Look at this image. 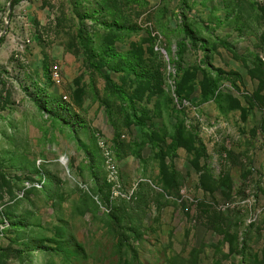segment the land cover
I'll list each match as a JSON object with an SVG mask.
<instances>
[{
	"label": "rangeland",
	"instance_id": "obj_1",
	"mask_svg": "<svg viewBox=\"0 0 264 264\" xmlns=\"http://www.w3.org/2000/svg\"><path fill=\"white\" fill-rule=\"evenodd\" d=\"M14 1L0 264H264V0Z\"/></svg>",
	"mask_w": 264,
	"mask_h": 264
},
{
	"label": "crops",
	"instance_id": "obj_2",
	"mask_svg": "<svg viewBox=\"0 0 264 264\" xmlns=\"http://www.w3.org/2000/svg\"><path fill=\"white\" fill-rule=\"evenodd\" d=\"M227 144H228V142H227ZM231 145L232 146H230L229 148H228V151H229V155H228V157L230 156V161H232L231 162V164H230V166H229V168L227 169V168H224V170H223V172H224V174H222V176H221V178H223V179H225V178H227L228 179V181L226 182V183H223V182H217V183H215V189L213 188L212 190H214V194L216 195V194H218V193H221L222 194V192L223 191H225V193H223V194H225V195H227V196H229V194L228 193H233V191H232V189H234L233 188V186L235 185V183H234V181H235V179H236V181H240V180H242V176H241V166H240V164H238V163H236L237 161H236V159H235V155H236V158H237V160H238V154H235V153H239V152H242V149H240V148H236L235 146H234V144H233V142L231 143ZM228 146V145H227ZM218 149V148H217ZM221 149H223L224 151H226L227 150V148L225 147V148H221ZM244 150V149H243ZM217 152H219L218 150H216ZM221 151V150H220ZM238 155V156H237ZM230 163V162H229ZM233 163V164H232ZM240 170V171H239ZM210 173L213 175L212 176V178L213 179H215V178H218V177H216L215 175H214V172L212 171V169L210 168ZM229 178H231L232 179V184H231V180L229 179ZM213 183V182H212ZM223 184L224 185H226L227 187H229L228 189H226L225 187H223ZM228 192V193H227Z\"/></svg>",
	"mask_w": 264,
	"mask_h": 264
},
{
	"label": "built area",
	"instance_id": "obj_3",
	"mask_svg": "<svg viewBox=\"0 0 264 264\" xmlns=\"http://www.w3.org/2000/svg\"><path fill=\"white\" fill-rule=\"evenodd\" d=\"M51 78H52V80L55 83L59 84V81L60 80H59V75H58V71H57V68L56 67H54L53 71H51ZM211 132L214 133V131H212V130H211ZM255 203H256V201H255L254 197H252V198H248L245 201H243L241 203V205L242 206H246L247 205L246 207L252 208L255 205ZM236 206H238V205H236L235 203H233V204L226 203V204L220 205L219 206V210L221 212H226L228 210L234 209ZM259 213H261V211H257L256 214L253 215V220H256L257 219Z\"/></svg>",
	"mask_w": 264,
	"mask_h": 264
},
{
	"label": "trees",
	"instance_id": "obj_4",
	"mask_svg": "<svg viewBox=\"0 0 264 264\" xmlns=\"http://www.w3.org/2000/svg\"><path fill=\"white\" fill-rule=\"evenodd\" d=\"M20 0H15L14 2H13V4H12V6H14L17 2H19ZM1 40V39H0ZM191 43H192V45L194 44V39L193 38H190V40H189Z\"/></svg>",
	"mask_w": 264,
	"mask_h": 264
}]
</instances>
